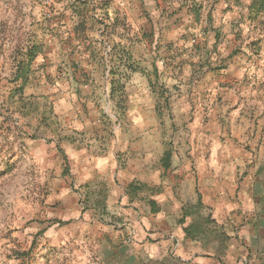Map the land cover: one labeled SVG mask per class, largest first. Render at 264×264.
<instances>
[{"label": "rangeland", "instance_id": "obj_1", "mask_svg": "<svg viewBox=\"0 0 264 264\" xmlns=\"http://www.w3.org/2000/svg\"><path fill=\"white\" fill-rule=\"evenodd\" d=\"M206 41L211 42L207 54L200 51ZM142 47L153 50L147 70L152 81L130 84L126 66L137 60L129 53ZM165 48L217 70L244 55L249 63L245 81L257 88V99L251 92L242 107L257 113L232 116L229 104L218 102L221 134L214 155L264 158V0H0V264H89L90 256L102 250L115 256L109 246H100L98 228L104 223L117 230L125 216L104 211L106 183L96 179L88 187L77 182V166L65 146H116L130 123V110L145 92L139 89L144 86L158 99L167 92L153 71L155 64L170 60ZM160 137L169 143L174 139L173 134ZM131 151L135 162L162 152ZM126 153L120 147L113 154L125 163ZM261 167L264 171V162ZM146 214L133 215L139 220ZM193 215L205 234L188 258H175L173 251L161 260L143 257L126 263L226 264L211 257L224 252L223 226L207 209ZM207 215L214 221L208 229ZM140 222L145 243L153 231ZM176 223L171 220L173 227L164 237L176 241ZM130 234L135 240L136 233ZM251 247L245 246L237 264H264ZM252 249L264 252L261 245ZM121 250L117 256H133L130 248ZM148 252L142 245L135 256Z\"/></svg>", "mask_w": 264, "mask_h": 264}, {"label": "crops", "instance_id": "obj_2", "mask_svg": "<svg viewBox=\"0 0 264 264\" xmlns=\"http://www.w3.org/2000/svg\"><path fill=\"white\" fill-rule=\"evenodd\" d=\"M171 39L169 37L166 42L171 43ZM210 45V41L203 42L200 51L207 54ZM165 50L164 55L170 60L165 66L155 64L153 71L167 92L158 99L151 97L144 86L139 89L145 92L139 94L136 108L130 110V123L124 134H119L116 146L108 148L109 151L98 145L65 146L68 159L77 166V182L84 186L88 184V187L93 181H99L96 179L106 183L104 211L125 216L117 230L104 223L98 228L100 246H109L110 253L115 256L102 254V250L98 256H90L89 264H127V260L136 262L143 257L161 260L173 251L175 258L184 260L189 251L194 252L201 246L202 240L199 236L185 235L184 227L193 224L196 221L193 214L203 209H207L210 217L226 231V235H222L225 245L222 256L211 257L226 264H237L246 245L264 247V171L261 167L264 158L215 156L213 147L221 134V122L217 121L221 115L215 109L218 102L228 103L232 116H237L238 112L243 113L242 117L250 115L251 111L257 113L256 108L242 107L243 97L251 92L255 96L253 101L257 99V88L252 90L245 81L249 63L241 58L243 54H238L217 70L185 60V52L176 54L172 49ZM152 53L153 50L145 47L130 50L132 60L136 58L139 66H126L131 71L128 83L152 81V76L147 73ZM197 74L200 75L196 77ZM128 95L131 103L134 99ZM163 133L173 134V141L164 142L160 137ZM120 147L127 150L125 163H118L113 154ZM144 148H158L162 152L157 158L151 157L150 153L137 157L138 162H135L131 150ZM166 151L170 152L168 159L164 158ZM143 189L149 193L140 192ZM141 211L149 214L148 218L141 215V219H135L133 214ZM173 213L176 214L174 219L168 216ZM140 220L153 231L147 233L151 239L147 238L145 243L142 242L145 235L141 234L144 227ZM171 220L178 222L174 226L176 241L163 234L173 227ZM213 222L209 223L211 228ZM131 231L136 233L135 240L130 237ZM142 245L148 247L147 256H135V251ZM124 246L130 248L133 256H117ZM252 247L253 256H261L264 262V252L257 253Z\"/></svg>", "mask_w": 264, "mask_h": 264}, {"label": "trees", "instance_id": "obj_3", "mask_svg": "<svg viewBox=\"0 0 264 264\" xmlns=\"http://www.w3.org/2000/svg\"><path fill=\"white\" fill-rule=\"evenodd\" d=\"M170 157V152L169 151H166L165 153H164V158H169ZM185 216V215H184ZM181 220L183 221V218H181ZM206 220V222H207V228L206 229H208V224L209 223H211V219H210V217L209 216H207V218L205 219ZM205 229V230H206ZM204 229H202V227H201V223L199 222V221H195L193 224H191V225H189V226H187V227H184V233H185V235H187V236H199V237H202L203 236V234H205L204 232L205 231H203ZM224 239V238H223ZM224 241V240H223Z\"/></svg>", "mask_w": 264, "mask_h": 264}]
</instances>
